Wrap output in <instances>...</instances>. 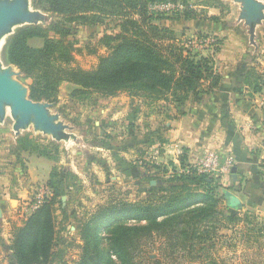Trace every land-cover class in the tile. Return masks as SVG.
Masks as SVG:
<instances>
[{
  "label": "trees",
  "instance_id": "16d2710c",
  "mask_svg": "<svg viewBox=\"0 0 264 264\" xmlns=\"http://www.w3.org/2000/svg\"><path fill=\"white\" fill-rule=\"evenodd\" d=\"M178 1L33 0L35 7L49 11L57 20L46 28L25 26L18 30L8 43L7 61L23 73L33 101L56 104L59 87L66 82L75 86L70 93L73 99L95 104L94 94L114 97L124 92L150 107L172 106L175 114L165 116L177 118L184 114L182 108L189 99L198 100L219 86L221 75L215 69V54L222 44L211 43L213 53L204 54L193 48L191 38L182 41L171 27L158 23L171 17L153 7L162 3L178 5ZM183 3L187 5L186 0ZM174 14L177 20L197 17L192 8L176 10ZM211 19L218 21L215 16ZM106 20H116L118 28L116 33L104 34L98 41L106 55L98 57L93 69L74 66L76 47L69 36L79 25L96 26ZM195 35L197 40L209 39L200 31ZM35 38L41 40L39 46L30 45L29 40ZM243 78L251 93L260 94L264 90V77L255 67ZM157 141L167 142L161 137ZM23 150L55 162L62 153L58 143L44 142L29 134L19 137L13 149L15 154ZM177 160V163L169 159L159 164L143 161L145 169H154L142 178L149 185L145 189L146 198L111 200L98 206L85 220H78L82 246L74 264H137L141 243L154 235L165 237L173 249L200 252L207 242L226 237L220 233L222 229L250 217L257 218L249 212L241 215L221 210L219 205L224 202L221 191L230 188L189 164L186 148L181 149ZM63 169L54 166L46 181L51 196L21 224L12 225L9 249L15 264L52 261L57 241L55 211L57 205L62 208L66 188ZM152 180L160 185L150 186ZM263 232L259 228L257 233L254 231V237ZM209 264L216 263L210 260Z\"/></svg>",
  "mask_w": 264,
  "mask_h": 264
},
{
  "label": "rangeland",
  "instance_id": "374dc122",
  "mask_svg": "<svg viewBox=\"0 0 264 264\" xmlns=\"http://www.w3.org/2000/svg\"><path fill=\"white\" fill-rule=\"evenodd\" d=\"M11 1L13 0H0V3ZM219 1L220 3L214 4L209 0H186L187 5H185L183 0H179V11L192 8L197 17L192 21L177 20L174 9L175 11L167 12L170 19L158 23L171 27L178 39L182 41L191 38L193 48L204 54H212L214 48L211 43L217 41H221L220 50L224 46V52L245 49L249 52L248 54H258L261 62L263 61L260 63L259 73L264 77V48L261 49L258 45L264 40V18L256 26L251 43L249 28L243 20L239 19L240 4L231 0ZM260 1L264 2V0ZM26 11L34 13L31 23L15 22L10 25L9 31L0 35L1 71L9 69L6 50L11 37L18 30L25 26L46 28L49 23L57 20L49 11L35 7L33 0L26 1ZM214 16L218 17V21L211 19ZM116 24V20H106L96 26H77L69 36L76 47L73 65L86 70L93 69L97 65L98 57L107 53L102 46L98 45L99 39L104 34L116 33L118 31ZM200 26L213 27L212 31H200L207 34L209 39L196 40L195 33L198 31L195 29ZM49 34L53 36L52 32ZM29 43L32 46H39L41 40L31 39ZM13 70L17 72L18 69L13 67ZM16 78L27 86L22 76ZM74 87L73 84L62 83L59 87L57 103L50 105L49 108L52 115H57L58 122L69 126L66 132L71 135L66 140L58 142L65 157L62 167L66 188L62 208L56 206L57 241L53 259L49 264H74L79 259L82 242L77 227L80 218L82 221L85 220L98 206L111 200L138 201L147 197L145 189L149 185L142 178L148 172H154V169H145L142 166L143 161L148 158L149 162L159 164L173 158V154L167 152L166 148L157 153L154 145L158 143V136H151V134L149 136L151 127H157V123L162 124L166 120L165 115L169 109L165 105L154 108L156 111L151 112L153 118H145L148 114L141 108L139 100L131 99L122 92L114 97H100L94 94L93 98L97 100V105L96 109H93L86 100L81 101L70 96ZM261 94L264 95V92ZM259 96L257 95V103H259ZM257 105L264 109V105ZM100 106H104L101 107L104 112H97ZM157 111H163L162 115H157ZM135 116L138 118L136 119ZM96 122L98 125L95 124ZM12 124L13 120L7 110L5 120L0 122V146L6 147L1 134L6 131L13 132ZM28 130V134L35 135L44 142L54 141L51 136L35 132L32 125ZM152 140H155L153 145L149 144ZM8 147L11 149L10 146ZM126 148L128 150L131 148L133 151V160L128 158L129 151V154L125 156ZM0 152L5 154L6 151ZM129 165L130 168L127 167ZM157 184L160 185L155 180L150 181V186ZM38 190L40 188L33 191L29 200H34ZM16 206L17 203L13 202L12 207ZM219 208L225 212H239L241 215L249 212L257 218L250 217L249 220L222 229L220 233L226 237L221 241L207 242L205 249L200 252H188L186 248L173 249L165 237L154 235L141 243L136 254V263L209 264V261L213 260L216 264H264V232L259 237H254V231L257 233L259 228L264 229V208L250 209L243 202L239 211L230 208L229 210L223 203L219 205ZM22 222L13 218L11 224L19 225ZM252 228L254 231L251 230ZM211 243L215 244L210 246ZM0 264H15V261L10 255L0 253Z\"/></svg>",
  "mask_w": 264,
  "mask_h": 264
},
{
  "label": "crops",
  "instance_id": "0c3cea01",
  "mask_svg": "<svg viewBox=\"0 0 264 264\" xmlns=\"http://www.w3.org/2000/svg\"><path fill=\"white\" fill-rule=\"evenodd\" d=\"M195 30L212 31L213 27L200 26ZM258 45L261 49L264 48V40ZM223 47L215 57V69L221 75L219 86L200 96L198 100L189 99L182 108L183 115L177 118L165 116L166 120L162 124L157 123V127H151L149 136L157 135L165 139L167 152L172 154L174 147L180 151L186 148L187 162L192 165L208 151L217 152L222 160L231 157L234 161L233 167H236L237 179L233 181L230 171L228 174L216 176L219 177V183L229 187L228 190L239 196L246 207L259 210L264 208V109L257 105L258 94L251 93L243 81V76L251 67H255L259 73L260 63L263 61L261 62L258 54H248L245 49L224 52ZM131 99L139 100L141 108L148 114L145 118H153L151 112L156 111L155 107L146 105L139 98ZM87 104L96 109L97 102ZM101 107L104 106L98 107L97 112H104ZM165 107L169 109L166 114H175L172 106ZM157 113L162 115L163 111ZM95 124L98 125L97 122ZM28 132L29 130L21 131L17 136L10 131L1 134L6 147L1 145L0 151L6 152H0V209L3 211L0 223V253L11 257L13 255L9 244L15 211L21 201L31 198L35 189L46 187L52 168L64 166L65 159L64 152L58 162L24 150L15 154L13 149L17 139ZM132 152L131 148H126L125 156L129 154L128 158L133 160ZM13 202L17 203L14 208ZM223 204L227 207L224 202Z\"/></svg>",
  "mask_w": 264,
  "mask_h": 264
},
{
  "label": "water",
  "instance_id": "95a60500",
  "mask_svg": "<svg viewBox=\"0 0 264 264\" xmlns=\"http://www.w3.org/2000/svg\"><path fill=\"white\" fill-rule=\"evenodd\" d=\"M27 0H13L0 3V35L9 31L10 25L15 22L31 23L34 13L26 11ZM240 4L239 19L249 28V40L252 43L255 29L264 18V2L260 0H231ZM14 65L9 63V69L0 70V122L6 118L9 110L13 120L12 131L15 136L21 131L28 130L32 125L35 132L51 136L54 142H62L71 136L67 131L69 126L58 122L57 115L49 111L50 103L33 101L29 98L28 86L23 85L16 77L22 76L19 70H13ZM15 77V78H14ZM9 108V109H8ZM231 177L236 181V167L231 168ZM153 183V182H152ZM225 205L231 210L239 211L242 208L240 198L228 189H222ZM65 196H62V201ZM3 211L0 209V223Z\"/></svg>",
  "mask_w": 264,
  "mask_h": 264
},
{
  "label": "built area",
  "instance_id": "2783aa9c",
  "mask_svg": "<svg viewBox=\"0 0 264 264\" xmlns=\"http://www.w3.org/2000/svg\"><path fill=\"white\" fill-rule=\"evenodd\" d=\"M153 9L171 12L178 10V5H174L172 3H162L155 5ZM175 9V10H174ZM197 40V39H196ZM207 40V39H205ZM203 40V41H205ZM202 41V40H199ZM193 42V41H192ZM264 92V90L262 91ZM261 92V93H262ZM258 94L259 96V104L264 105V95ZM168 145L166 143L160 144L155 143L154 148L156 152L161 150H165ZM173 158H171L175 163H177L178 155L181 153L180 149L174 147ZM147 158L145 162H149ZM233 159L231 157L222 160L220 155L215 151H208L201 156L199 160L192 166L199 172L211 176H222L230 173L231 168L233 167ZM152 163V161H151ZM52 192L49 188L43 187L38 190V192L34 196V200H25L19 206V208L14 213V219L17 221H24L34 210H36L46 199L51 196Z\"/></svg>",
  "mask_w": 264,
  "mask_h": 264
}]
</instances>
